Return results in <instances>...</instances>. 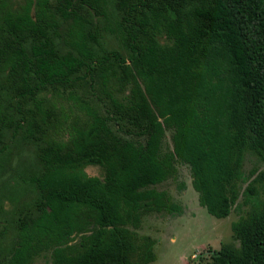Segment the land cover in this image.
<instances>
[{
	"label": "trees",
	"instance_id": "1",
	"mask_svg": "<svg viewBox=\"0 0 264 264\" xmlns=\"http://www.w3.org/2000/svg\"><path fill=\"white\" fill-rule=\"evenodd\" d=\"M10 131L40 175L0 264L155 262L135 230L181 210L155 188L177 163L214 217L250 206L212 263L264 264V171L244 172L264 161V0H0V146Z\"/></svg>",
	"mask_w": 264,
	"mask_h": 264
},
{
	"label": "rangeland",
	"instance_id": "2",
	"mask_svg": "<svg viewBox=\"0 0 264 264\" xmlns=\"http://www.w3.org/2000/svg\"><path fill=\"white\" fill-rule=\"evenodd\" d=\"M17 9L23 0H9ZM110 38L111 46L114 41ZM12 108L16 109L17 96L4 95ZM15 122L17 117H15ZM17 125V122L14 124ZM173 133L167 131L162 144V154L173 148ZM0 154V259L7 260L17 238V224L20 216L29 213L37 198L32 179L39 173L38 149L24 141L21 135L14 137L7 132ZM264 171V161L252 153L246 155L244 172L246 175ZM90 176L103 177L99 167L87 168ZM248 183L244 184V188ZM259 199L264 201V184H258ZM165 192L171 202L180 207L176 213L164 210L149 212L142 217L140 227L135 230L140 241L151 238L154 241L155 262L151 264H213L212 255L223 245L239 246L232 225L250 206L241 205L229 217L218 219L200 206L199 194L192 186V174L188 165L177 163L174 173L167 181L155 187ZM33 205V206H32ZM32 206V207H31ZM31 208V209H30ZM133 230V229H132ZM52 252L36 257L32 264H51Z\"/></svg>",
	"mask_w": 264,
	"mask_h": 264
}]
</instances>
